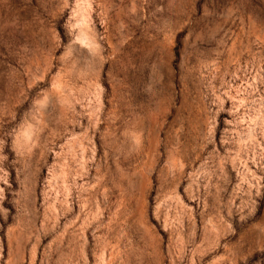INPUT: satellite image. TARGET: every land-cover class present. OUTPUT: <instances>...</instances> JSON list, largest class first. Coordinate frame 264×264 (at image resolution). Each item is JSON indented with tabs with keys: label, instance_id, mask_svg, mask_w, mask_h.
<instances>
[{
	"label": "rangeland",
	"instance_id": "374dc122",
	"mask_svg": "<svg viewBox=\"0 0 264 264\" xmlns=\"http://www.w3.org/2000/svg\"><path fill=\"white\" fill-rule=\"evenodd\" d=\"M0 264H264V0H0Z\"/></svg>",
	"mask_w": 264,
	"mask_h": 264
}]
</instances>
